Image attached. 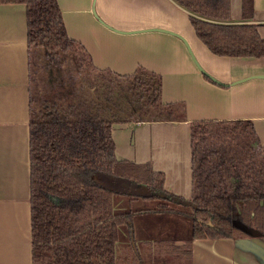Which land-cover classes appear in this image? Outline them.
<instances>
[{"label":"trees","instance_id":"trees-1","mask_svg":"<svg viewBox=\"0 0 264 264\" xmlns=\"http://www.w3.org/2000/svg\"><path fill=\"white\" fill-rule=\"evenodd\" d=\"M174 1L189 12L197 36L214 54L264 57V37L251 21L254 0H243L242 22L230 21V0ZM0 2L26 4L32 82L41 68L35 64L34 70L32 59L39 48L55 67L75 52L72 62L86 73L84 86L65 105L42 96L39 103L30 89L33 264H137L136 247H119L123 230L131 236L134 214L143 210L129 207L134 194L192 206L191 239L146 242L156 254L192 264L193 238L246 237L253 230L264 236V144L252 120L190 121L193 195L171 196L163 172L117 157L112 134L115 123L187 119L183 103L163 101L161 74L92 67L68 35L58 0ZM104 175L136 182L132 192L125 187L132 196L127 209L117 205L118 190L101 181Z\"/></svg>","mask_w":264,"mask_h":264},{"label":"crops","instance_id":"crops-1","mask_svg":"<svg viewBox=\"0 0 264 264\" xmlns=\"http://www.w3.org/2000/svg\"><path fill=\"white\" fill-rule=\"evenodd\" d=\"M58 3L68 35L92 67L118 74L139 67L159 73L163 101L185 105L186 120L123 122L112 129L117 157L163 172L168 194L193 195L190 121L249 119L264 144V57L214 54L197 36L189 12L174 0ZM242 3L230 0L231 22L243 21ZM254 8L251 21L264 37V0H254ZM30 60L26 4L0 2V264H33ZM166 216L135 212L133 225L140 219L136 230L143 235L136 241V232L129 236L126 231L121 252L132 244L142 264L139 248H149L152 225ZM169 221L170 233L163 238H174ZM192 251V264H264V236L193 238ZM178 261L166 264H182Z\"/></svg>","mask_w":264,"mask_h":264},{"label":"rangeland","instance_id":"rangeland-1","mask_svg":"<svg viewBox=\"0 0 264 264\" xmlns=\"http://www.w3.org/2000/svg\"><path fill=\"white\" fill-rule=\"evenodd\" d=\"M39 50H36L39 54L37 52L36 54H32L34 70H36L38 66L40 67L41 65L40 70H37V76L36 72L34 71L35 74L32 82L33 91L36 93L38 100H40L39 98H41V96L45 99L57 98L58 100H56V102L58 104L65 105L72 99V94L76 93L79 88L84 86L86 79V73L83 70L84 68L80 69L75 61L72 62V57L76 56L75 52L68 54V62L65 66L55 67L48 62L46 57L47 51L43 48H39ZM39 56L40 59L38 58ZM35 64L38 66H35ZM39 103H41V100ZM42 108H44V105ZM101 181L106 185L118 190L115 198L116 203L118 206L126 207L127 209V201L132 196H129L125 189L129 187L132 192L134 188L137 187L136 182L128 178L111 177L106 175L102 177ZM133 200L135 203L132 206L133 209H143L147 212L164 213L167 215L162 219V221L152 225L153 230L152 228L147 230V233L152 230V233L149 234L152 237L151 242L156 239H164L163 236H168L166 234H169L170 232L166 222L169 221V218L171 220L169 221L170 223H168L171 226V230H174L173 233H175V235L172 236L174 238L167 237V239H182L183 242L187 239H191L193 228V210L190 204L183 203L175 205L166 201L160 202L159 200L154 199H143L140 195L135 194L133 195ZM138 220L139 221L137 222L135 219L136 228L133 225V232H136L134 234L136 241L139 240L143 235V233H140L138 230H136L138 229V223L141 224V220ZM125 232L126 231L123 230V237ZM144 247L145 248L143 249L139 248L142 264H166V262L172 261L170 256L156 254L148 247ZM178 263L180 262L178 261ZM182 264H187V262L184 261Z\"/></svg>","mask_w":264,"mask_h":264},{"label":"water","instance_id":"water-1","mask_svg":"<svg viewBox=\"0 0 264 264\" xmlns=\"http://www.w3.org/2000/svg\"><path fill=\"white\" fill-rule=\"evenodd\" d=\"M215 81H217L218 82V80H216V79H214ZM138 190H141V189H138ZM143 190V189H142ZM145 190H147L146 188L144 189V191ZM256 234H258L259 232L258 231H256V230H253Z\"/></svg>","mask_w":264,"mask_h":264}]
</instances>
